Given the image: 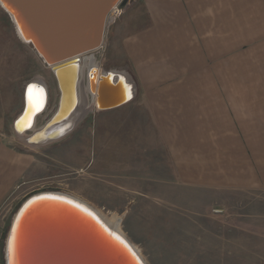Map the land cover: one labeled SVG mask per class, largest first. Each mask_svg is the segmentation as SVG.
Instances as JSON below:
<instances>
[{
    "label": "rangeland",
    "instance_id": "obj_1",
    "mask_svg": "<svg viewBox=\"0 0 264 264\" xmlns=\"http://www.w3.org/2000/svg\"><path fill=\"white\" fill-rule=\"evenodd\" d=\"M147 23L140 1L116 9L103 47L87 56L103 71L118 69L124 58L115 53L114 43ZM34 80L43 81L49 93L48 107L37 119L40 128L57 108V83L0 7V133L40 163L35 178L2 210L1 257L21 204L36 193L58 191L80 198L108 218L116 216L148 264H264V191L183 185L135 99L111 111L92 108L67 137L32 148L16 134L14 122L24 107L25 87Z\"/></svg>",
    "mask_w": 264,
    "mask_h": 264
},
{
    "label": "crops",
    "instance_id": "obj_2",
    "mask_svg": "<svg viewBox=\"0 0 264 264\" xmlns=\"http://www.w3.org/2000/svg\"><path fill=\"white\" fill-rule=\"evenodd\" d=\"M137 1L148 23L114 43V71L135 82L178 180L264 191V0ZM39 169L0 133V222Z\"/></svg>",
    "mask_w": 264,
    "mask_h": 264
},
{
    "label": "water",
    "instance_id": "obj_3",
    "mask_svg": "<svg viewBox=\"0 0 264 264\" xmlns=\"http://www.w3.org/2000/svg\"><path fill=\"white\" fill-rule=\"evenodd\" d=\"M134 2L0 0L20 40L30 45L51 68L59 91L56 113L32 137L59 125L56 120L64 107L66 86L62 73L66 69L72 68L73 74L76 73L78 87L80 81H85L88 90L85 99L97 111L115 110L135 99L137 86L125 74L91 66L82 69L87 55L103 47L108 20L114 11H123ZM35 85L41 84L32 81L24 90V113L14 123L19 136L16 127L28 113L29 90ZM84 103L85 100L81 104L76 101L73 127L56 139L43 142L70 135L85 114ZM44 112L37 114L35 124ZM27 142L32 145L30 140ZM4 261L5 264H148L124 232L117 225H110L100 210L58 191L36 193L21 204L8 230Z\"/></svg>",
    "mask_w": 264,
    "mask_h": 264
},
{
    "label": "bare ground",
    "instance_id": "obj_4",
    "mask_svg": "<svg viewBox=\"0 0 264 264\" xmlns=\"http://www.w3.org/2000/svg\"><path fill=\"white\" fill-rule=\"evenodd\" d=\"M0 7H1V5H0ZM90 66L91 67H97L96 62L94 61L93 57L87 56L86 64L82 67V69L83 70L85 68L88 69V68H90ZM100 70H101V68H100ZM99 74H101V71L99 72ZM83 76H84V74H83ZM62 77L65 81L66 94H65V98H64V107H63L62 113L60 114V116L56 120V121H60L59 125L54 126L48 132H45L44 134L38 135L36 137H32V135L34 133H36L37 131H39L41 128H37V125H36L37 122L35 124V119H36L37 114H39L41 111H43V110L45 111L47 109L48 102H49V93H48V88H47L46 84L41 80L36 81V82L40 83L41 85H35V86L31 87L29 90V95H28L29 96V110H28V113L25 116H23L20 119V121L18 122L16 130L21 134L20 139H23L27 144H28L27 141L30 140V142L32 144L30 146L32 148H37L40 146H46V145L58 142V141L65 138L64 137L60 140L47 141L46 143L43 142L44 139L48 140V138L49 139H56V137L62 135L63 133L68 131L71 127H73V125L75 124V121L73 119V115H74L73 111L75 110L74 108L76 105V101H78V103L80 102V104H81L85 100L84 105H82V106H84V111L82 113H86L92 109L91 103L88 102L87 99H85L87 97V93H88L87 84L85 83V81H80V84L78 87L77 83H76L77 82L76 73L74 72V74H73L72 68L66 69L65 71H63ZM76 92H77V95H76ZM81 108H83V107H81ZM56 111H57V108H56L55 112L53 113V115L56 113ZM23 113H24V107L22 109L21 114L18 116L17 119H19L23 115ZM64 120H65V122L61 123ZM105 217H106V219L110 225H112V226L117 225L118 228H120V225L118 223V219L116 216H113L112 218H108L107 216H105Z\"/></svg>",
    "mask_w": 264,
    "mask_h": 264
}]
</instances>
